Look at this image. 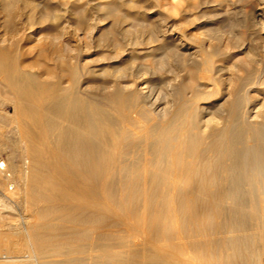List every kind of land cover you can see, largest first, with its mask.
Masks as SVG:
<instances>
[{
  "label": "bare ground",
  "instance_id": "6f19581e",
  "mask_svg": "<svg viewBox=\"0 0 264 264\" xmlns=\"http://www.w3.org/2000/svg\"><path fill=\"white\" fill-rule=\"evenodd\" d=\"M117 2L97 5L109 9ZM205 3L221 7L224 0ZM250 13L264 33V6ZM113 21L123 27L112 31L127 40L114 36L107 46L125 56L132 52L126 62L137 63H113L98 72L83 67L90 81L105 79L95 81L94 93H80L75 66L62 71L71 85L12 76L7 68L2 76L13 112L22 113L16 128H22L26 148L0 161V186L22 185L30 214L13 233L17 244L0 245V264H165L150 244L129 234L115 240L107 231L134 227L127 215L144 209L154 229L187 234L198 264H264V47H253L244 33L230 47L225 31L208 28L198 62L186 70L188 82L174 86L170 78L145 77L152 65L141 62L174 57L177 44L151 31L140 40L145 22L133 16ZM237 26L234 20L230 28ZM257 39L264 44V37ZM3 54L0 69L9 65ZM140 81L145 85L138 88ZM156 90L167 99L159 113L151 102ZM10 208L0 198V211ZM119 211L124 216H115ZM6 220L0 218L2 244L9 240L2 232L10 226ZM178 246L168 250L179 253Z\"/></svg>",
  "mask_w": 264,
  "mask_h": 264
},
{
  "label": "rangeland",
  "instance_id": "374dc122",
  "mask_svg": "<svg viewBox=\"0 0 264 264\" xmlns=\"http://www.w3.org/2000/svg\"><path fill=\"white\" fill-rule=\"evenodd\" d=\"M110 1H118V4L116 3L115 7L109 9L99 8L97 5H106L110 3ZM205 1L206 0H0V53H5L3 54L5 55L3 58L9 64V68L5 67L0 69V150H2L0 151V161L7 163L10 152L18 157L26 148L24 139H22L23 130L22 128L20 129L19 126L16 128V122L18 119L22 118V113L19 111L13 112V102L10 100L9 89L5 81L2 80L5 71L8 69L12 76L14 74L25 73L29 77L34 76L38 78V80L44 84L49 82L58 83L59 79V82L64 81L68 85H71L72 83L66 79L62 71H65L67 67L75 66L77 69L76 72L79 73L77 86L80 87V93L83 92V95L91 94L90 92L88 93V91L93 92L95 90V83L104 81L105 79L95 78L93 82L90 81V77L86 74L83 67H85V70H95L98 72L99 68L105 65H112L113 63H120L121 66L134 64L131 63V61L126 62V57L132 55V52H129V54L125 56V51L118 50V52H116L111 49V47L107 46L114 36L117 37H114L117 40L119 38L121 42L127 40L126 37V40L123 41L125 37L122 33L120 34V29L123 26L113 21L116 15L118 16L124 13L135 17V19L139 21L145 22V25L141 26L143 30H139L141 34L139 31L136 32L133 29L137 28L136 22L131 29V33H136L137 36L140 34L141 37H138L140 40L151 31L150 33L154 35V38L164 40L165 37L166 40L173 44H177L176 54H178L174 57L166 60L162 57H157L154 59V62L151 61L150 58H145V60L141 62L143 64L151 63L152 65V67L147 69L150 75H144L145 77L152 76L151 79L157 77L170 78V82L174 86H179L185 83V81L188 82V73L186 70H190L193 63L198 62L199 57L197 56H199V49L205 46L206 29L208 28L225 31L224 33L227 35L228 43H231V45L228 44L230 47L232 44L234 45L233 42L240 44L242 40L241 33L250 37L253 47H258L257 49H259V47L260 49L264 47V44L261 45L260 43L263 39H257L264 37V33L259 31L258 24L250 13L251 10H255L256 7L264 6V0H224L225 4L223 3L221 7L218 5L208 6ZM258 3L259 5H257ZM5 5H10L11 8L8 10L4 9ZM249 15H251V18H249ZM207 20L208 23H206ZM234 20L238 22V26L237 28L231 29L230 26ZM218 21L221 22L218 23ZM118 29L120 32L117 33L116 31ZM112 30L116 31L113 32ZM255 39L257 40L253 42L252 40ZM189 42L192 43L190 44ZM194 48L197 49L195 50ZM242 50L244 54L247 51L244 49ZM139 51L140 50H138V52ZM143 52L144 51H140L139 53L143 55ZM188 54L191 55L189 56ZM136 63L134 65H136ZM170 67L173 72H166ZM186 67L190 68L185 69ZM155 72L156 74H154ZM62 74L63 76H61ZM202 82L201 79H198L196 88V91L201 96L204 90ZM144 85L145 83L143 81L137 83L138 88ZM159 91L156 90L151 99L155 111L158 113L165 107L166 103L164 102L167 100L160 96L162 94L161 91ZM188 92L190 93V89L184 92L185 99L189 96ZM1 95L4 96L3 99ZM21 130L22 132H20ZM5 170L7 174L10 173L9 170ZM3 175L4 174L0 173V177ZM21 190H23V186L20 184H13L9 188L7 186H0V198L4 200L5 204L11 207L10 209L0 211V218L4 220L7 219L6 221L10 224L9 227L5 228L6 230L4 228L2 229V232L8 236L9 240L4 241L5 243L3 244L0 243L1 246L10 245L7 243L9 241L11 245L17 244L16 236H14L13 233L22 230L25 226L24 222L29 217L30 209L28 210L24 204L25 202L23 200H25V197H23ZM147 212L149 213L148 209H144L140 215L129 213L128 215L135 222H132L133 220H130V217L127 215L128 218H126L131 223H135V228L112 226L107 229V231L110 230L109 232L115 235V240L122 239L124 235L127 236L129 234L131 239L135 238L134 240L138 244H150L154 253L162 254V256L164 255L163 258L165 260L163 259V262L165 264H198V257H194V255L192 256V254H190V240L187 234L181 231L165 232L160 228L154 229L151 227V219ZM117 213H115L117 217L124 216V213L122 214L120 211ZM11 216H14V220ZM20 217H22V219ZM136 222L138 225H136ZM7 231H9V234ZM132 236L134 238H132ZM172 246L180 247L179 253H173L168 250ZM17 248H21V244L20 247L17 245ZM15 249L10 255L14 256L18 254ZM119 249L121 250L122 248H115V250ZM0 252L3 253L5 250H1Z\"/></svg>",
  "mask_w": 264,
  "mask_h": 264
}]
</instances>
